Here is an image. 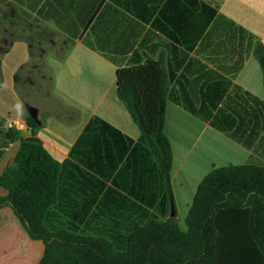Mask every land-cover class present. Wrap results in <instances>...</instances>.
<instances>
[{
	"label": "trees",
	"instance_id": "16d2710c",
	"mask_svg": "<svg viewBox=\"0 0 264 264\" xmlns=\"http://www.w3.org/2000/svg\"><path fill=\"white\" fill-rule=\"evenodd\" d=\"M113 1L149 25V34L157 33L163 40L143 53V58L135 54L115 75L117 98L138 127L139 140L93 117L73 146L70 159L59 163L35 138L37 123L25 117L30 137L19 143L13 165L0 176L5 192L0 210L10 208L30 239L43 243L39 264H264V165L213 166L196 189L182 231L170 183L171 145L163 131L166 102L170 101L249 148L242 135L256 139L264 132V101L232 81L252 55L264 82V44L219 14L220 1ZM152 4L158 8L155 14L148 7ZM9 15L16 17V11L11 9ZM44 18L54 20L71 36L77 35L70 16L49 7ZM146 41L147 37L140 46ZM49 43L53 46V39ZM157 47L161 53L153 60L148 54ZM33 48L30 39L28 49L32 52ZM39 53L45 67L44 49ZM25 66L14 75L15 87ZM50 79L52 87L51 75ZM57 103L72 120L69 110ZM17 138V131L7 129L0 119V160ZM75 162L111 184L105 188L104 182L94 179L98 191L86 201L81 219L96 202L98 210L104 206L108 211V205H113L115 211L109 210L113 217L119 207L129 211L140 202L156 206L161 220L131 221L123 231L106 225L86 226L81 231L73 225L57 226L60 214L66 213L64 200L74 199L77 178L83 184L93 179ZM171 205L174 218L169 216Z\"/></svg>",
	"mask_w": 264,
	"mask_h": 264
},
{
	"label": "crops",
	"instance_id": "0c3cea01",
	"mask_svg": "<svg viewBox=\"0 0 264 264\" xmlns=\"http://www.w3.org/2000/svg\"><path fill=\"white\" fill-rule=\"evenodd\" d=\"M130 1L145 2L147 0H121L122 3ZM211 1H220L219 14L244 28L264 44V0H210L204 3ZM8 2L16 11L17 18L23 16L35 19L37 25L47 28L53 37L55 35L61 37L62 48L65 49L64 55L50 54L43 47L45 51L43 61L53 81L52 94L69 110L72 120H69V116L57 118L51 115L41 118L33 114L25 115L23 104L16 91L14 75L31 60V51L28 49L31 37L28 35L14 38L7 52L0 53V119L6 124L8 119L24 120L25 117H31L37 123L35 138L59 163L70 159L73 146L93 117L100 118L128 138L135 142L138 141L140 131L133 123L123 103L117 98L115 75L118 68L125 65V62L135 54L143 58V53L147 54L149 48L161 44L163 41L161 36L157 33L149 34V25L137 20L112 0L114 11H124L135 24L139 22L144 28L140 38L137 39V35L134 33V40L136 44H139L138 50L135 52L137 47L130 51L119 48L117 57L107 54L95 44V40L101 38L100 32L96 31V34H92L90 29L86 28L88 23H93L98 8L107 4L108 0H8ZM49 7L57 10L60 14L71 17L78 30L75 37L65 29H61L54 20L44 18ZM148 7L153 14L158 10L153 4ZM110 19L113 18L110 17ZM146 37L147 41L141 47L140 44ZM85 41L91 46H87ZM53 42L54 45L50 47L55 49L58 45L56 41L53 40ZM160 53L161 47H157L153 53L148 55L153 60H157ZM109 58L118 61V64L113 63ZM232 82L242 90L264 101L262 73L252 55L247 58ZM163 131L170 142L172 151L170 183L176 215L178 217L176 203L180 199L183 201V205L185 204L182 213L184 220L196 189L214 166V160L219 158L226 163L214 166L216 168L227 165H243L248 162L257 163L251 160V148H244L231 141L213 129L209 122H203L191 116L170 101L166 102ZM17 134V140L10 145L0 160V176L13 165V158L19 143L30 137L28 129L17 131ZM227 148H231L229 152H225ZM245 160L246 162L242 163ZM229 161H235L236 164ZM75 163L83 172L92 175L93 179L89 181L90 183L88 182L89 184H83L82 179L77 178L74 184V199L72 201L64 200L62 208L66 213L60 214L58 219L60 222L68 226L88 223L90 227L106 225L107 228H111L117 226L123 231L131 221L142 224L143 218L139 215L141 212L156 210V206L149 207L144 203L136 202V206L129 211L119 207L116 212L117 216L113 217L109 214V210L115 211L113 205H108L110 208L108 211L104 206L99 207L98 210L96 202L88 208L89 211L84 219H81L86 201L98 191L94 179L104 182L105 188L111 184L110 181H104L78 162ZM4 195L5 192L0 188V197ZM101 196L102 194L99 195V200ZM180 229L186 230L185 223L184 228ZM43 253V243L31 240L11 209L2 208L0 210V264H39Z\"/></svg>",
	"mask_w": 264,
	"mask_h": 264
},
{
	"label": "rangeland",
	"instance_id": "374dc122",
	"mask_svg": "<svg viewBox=\"0 0 264 264\" xmlns=\"http://www.w3.org/2000/svg\"><path fill=\"white\" fill-rule=\"evenodd\" d=\"M108 1L112 5L109 2V4L103 3L104 6L98 8L95 17L93 18V23H88L86 28H89L92 34H96V31L100 32L101 38H98L97 41L95 40V44L107 54H112L118 57L117 49L119 48L122 50L124 49V51H130L137 47L135 49L136 52L139 44H136V41L134 40V33L137 35V39L140 38L144 29L143 26L139 22L135 24L124 11H114L112 0ZM209 1L210 0H203V2ZM11 9L12 7L8 0H0V53L7 48L9 41L25 35L31 37L34 46L33 51L31 52V60L19 73V82L16 85V91L23 104L25 115L33 114L41 118L51 115H64L67 117L69 113L60 109L57 100L51 94L50 75L44 67L39 53V50H42L44 47L46 52L50 54L63 56L65 49L62 48L61 37L59 35H55L54 37L51 36L47 28L37 25L35 19L23 16L19 18L11 17L9 15ZM110 17L113 19H110ZM51 39L56 41L58 45L55 49L50 47L51 44L49 41H51ZM242 137V141L252 149H250L252 152L251 160L253 162L264 164V133H260L256 139H251L247 133H244ZM230 149L231 148H227L225 152H229ZM229 162L236 164L235 161ZM245 162L246 160L242 163ZM213 164L214 166H221V164L226 163L218 158L213 161ZM184 205L182 200H177L176 206L178 208V217H176V221L180 228H184V219H182ZM139 215L143 218L142 224L151 220H161L160 214L154 209L146 211L145 213L141 212ZM59 225L68 227L67 224L62 222L61 224H57V226ZM71 225L76 226L78 231L84 230L86 226L90 228V225L88 224Z\"/></svg>",
	"mask_w": 264,
	"mask_h": 264
},
{
	"label": "built area",
	"instance_id": "2783aa9c",
	"mask_svg": "<svg viewBox=\"0 0 264 264\" xmlns=\"http://www.w3.org/2000/svg\"><path fill=\"white\" fill-rule=\"evenodd\" d=\"M5 125L7 129L14 130V131H23L27 129L25 121L19 118L8 119Z\"/></svg>",
	"mask_w": 264,
	"mask_h": 264
},
{
	"label": "water",
	"instance_id": "95a60500",
	"mask_svg": "<svg viewBox=\"0 0 264 264\" xmlns=\"http://www.w3.org/2000/svg\"><path fill=\"white\" fill-rule=\"evenodd\" d=\"M170 218H174L175 217V210H174V207H173V205H171V207H170Z\"/></svg>",
	"mask_w": 264,
	"mask_h": 264
}]
</instances>
